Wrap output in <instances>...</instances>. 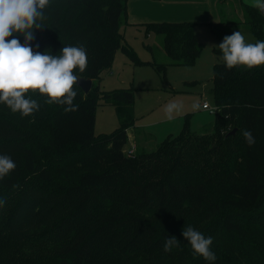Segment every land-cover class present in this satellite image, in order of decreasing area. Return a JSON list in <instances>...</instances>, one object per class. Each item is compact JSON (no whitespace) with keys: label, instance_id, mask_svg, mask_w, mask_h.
<instances>
[{"label":"trees","instance_id":"16d2710c","mask_svg":"<svg viewBox=\"0 0 264 264\" xmlns=\"http://www.w3.org/2000/svg\"><path fill=\"white\" fill-rule=\"evenodd\" d=\"M128 2L51 0L44 27L34 30L32 47L42 53L83 46L88 67L75 74L93 86L88 93L74 86L76 112L45 104L38 92L26 94L41 104L31 117L0 104V154L17 165L0 181V198H6L0 264H264V65L228 70L219 51L212 130L195 132L187 122L156 149L129 154L124 148L136 121L135 88L99 85L119 50L135 65L143 63L122 31ZM242 10L243 19L234 23L249 29L255 42L264 40L262 12L246 2ZM224 21L212 23L222 40L229 35ZM195 25L142 24L146 34L164 36L172 63L186 65L202 49ZM100 102L116 107L120 125L97 135ZM245 129L255 138L251 147ZM189 225L213 238L214 262L193 255L182 236ZM173 236L180 244L166 253L164 241Z\"/></svg>","mask_w":264,"mask_h":264},{"label":"rangeland","instance_id":"374dc122","mask_svg":"<svg viewBox=\"0 0 264 264\" xmlns=\"http://www.w3.org/2000/svg\"><path fill=\"white\" fill-rule=\"evenodd\" d=\"M168 1L166 5L169 11L160 19L195 21V35L202 49L194 64H174L164 49L162 34L153 32L146 34L142 25L122 26L126 41L133 46L143 63L135 65L119 50L112 67L103 72L99 85L104 90L131 86L135 88L136 121L130 128H142L144 136H148V141H144L139 135V142H135L137 146L135 150V143L132 144L133 140L129 139L124 148L125 152H129L128 150L133 147L134 154L152 151L167 137L178 135L187 122L190 130L195 132L212 130L215 123V112L204 109L202 104L207 100L211 106H215L212 94L214 65L218 61V56H221L217 46L223 41L212 28V23L220 24V16L218 17L216 9L218 0ZM231 1L240 17L243 15L242 2L249 4L252 2ZM238 30L245 36L246 42H255V35L240 23L238 26H231L228 33L231 35ZM152 63L163 64L165 67L159 70ZM170 101L184 104L183 111L175 114L172 119H168L164 113V106ZM194 102L201 104L200 110H192L191 105ZM119 125L120 118L116 107L111 103L100 102L96 112L95 133L97 135L109 133Z\"/></svg>","mask_w":264,"mask_h":264},{"label":"clouds","instance_id":"9594fccd","mask_svg":"<svg viewBox=\"0 0 264 264\" xmlns=\"http://www.w3.org/2000/svg\"><path fill=\"white\" fill-rule=\"evenodd\" d=\"M51 0H0V104L21 118L31 117L38 112L41 104L37 99L26 98L29 92H38L46 97L45 104L64 106V111L76 112L79 105L74 103L78 93L74 90L88 67V57L83 46H63L59 54L49 50L36 51L32 47L35 40L34 30L43 28L45 10ZM249 7L264 12V0H252ZM22 36L23 43L17 37ZM11 37V39H9ZM228 70L237 66L245 70L264 65V40L255 43L246 42L241 31L226 35L217 46ZM39 48V45H36ZM193 111L201 108L199 102L192 105ZM206 107V106H205ZM184 109L182 102L170 101L164 106L168 119ZM246 143L251 147L255 138L251 130L242 132ZM17 165L7 154H0V181L8 177ZM6 204V198H0V207ZM182 236L191 246L195 256L214 262L217 257L211 250L213 238L205 236L192 226L184 227ZM180 242L173 236L163 244V251L170 253Z\"/></svg>","mask_w":264,"mask_h":264},{"label":"crops","instance_id":"0c3cea01","mask_svg":"<svg viewBox=\"0 0 264 264\" xmlns=\"http://www.w3.org/2000/svg\"><path fill=\"white\" fill-rule=\"evenodd\" d=\"M168 2H169L168 0H129L128 2L129 24L125 25V27L142 25L143 23L151 22V21H165L164 18L163 19L160 18H162L165 12L169 11L168 5H166ZM216 9L218 12V17L220 16V22L221 19L226 20L224 21L225 25H228L229 28L233 25L238 26V23H234V22L236 21L238 22L241 19H243V15L242 17L239 16L237 9L233 1L231 0H218L216 2ZM238 17L240 19H237ZM240 25L242 26V23ZM127 132H128V138L133 140L132 144H134L135 142H139V135L141 139H143L144 141H148L147 140L148 136H144L145 132L140 127H136V128L134 127L133 129L129 128ZM132 144H130V146H132ZM134 145L136 146V143ZM136 149L137 146L135 147V150Z\"/></svg>","mask_w":264,"mask_h":264},{"label":"water","instance_id":"95a60500","mask_svg":"<svg viewBox=\"0 0 264 264\" xmlns=\"http://www.w3.org/2000/svg\"><path fill=\"white\" fill-rule=\"evenodd\" d=\"M262 14L264 15V12H262ZM78 85L85 91V93H88L92 89L93 80L81 77V79L78 81ZM234 132L235 130H233L231 133Z\"/></svg>","mask_w":264,"mask_h":264},{"label":"built area","instance_id":"2783aa9c","mask_svg":"<svg viewBox=\"0 0 264 264\" xmlns=\"http://www.w3.org/2000/svg\"><path fill=\"white\" fill-rule=\"evenodd\" d=\"M202 107L205 108V109H208L212 113L213 112H216V110H217V106H211L207 100H205L203 102ZM128 151H129L128 152L129 154H134V152H135L134 147L133 148H130Z\"/></svg>","mask_w":264,"mask_h":264}]
</instances>
